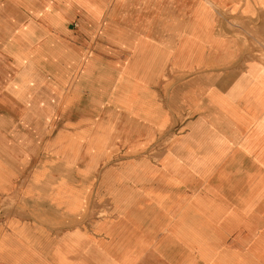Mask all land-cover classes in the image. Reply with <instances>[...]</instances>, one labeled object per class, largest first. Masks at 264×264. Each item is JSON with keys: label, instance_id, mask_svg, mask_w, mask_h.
I'll use <instances>...</instances> for the list:
<instances>
[{"label": "crops", "instance_id": "obj_1", "mask_svg": "<svg viewBox=\"0 0 264 264\" xmlns=\"http://www.w3.org/2000/svg\"><path fill=\"white\" fill-rule=\"evenodd\" d=\"M260 54L264 0H0V241L264 264Z\"/></svg>", "mask_w": 264, "mask_h": 264}, {"label": "rangeland", "instance_id": "obj_2", "mask_svg": "<svg viewBox=\"0 0 264 264\" xmlns=\"http://www.w3.org/2000/svg\"><path fill=\"white\" fill-rule=\"evenodd\" d=\"M261 59H264V54L258 55ZM135 151V150H134ZM163 153L162 149H144L135 156L139 157H153L159 156ZM115 157L130 156L125 151H115ZM2 206L17 205L16 202H3ZM106 214V211L101 212ZM0 218H4V215H0ZM0 261L2 264H35V241H26L24 243H17V241H0Z\"/></svg>", "mask_w": 264, "mask_h": 264}]
</instances>
